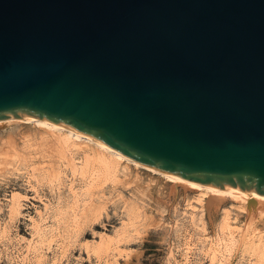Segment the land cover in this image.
I'll list each match as a JSON object with an SVG mask.
<instances>
[{
  "label": "water",
  "instance_id": "95a60500",
  "mask_svg": "<svg viewBox=\"0 0 264 264\" xmlns=\"http://www.w3.org/2000/svg\"><path fill=\"white\" fill-rule=\"evenodd\" d=\"M264 197V0H0V120Z\"/></svg>",
  "mask_w": 264,
  "mask_h": 264
},
{
  "label": "rangeland",
  "instance_id": "374dc122",
  "mask_svg": "<svg viewBox=\"0 0 264 264\" xmlns=\"http://www.w3.org/2000/svg\"><path fill=\"white\" fill-rule=\"evenodd\" d=\"M10 126L19 129L13 136ZM38 130L31 123L0 127V264H264V217L246 231V214L231 198L217 201L207 194L201 201L199 190L127 161L117 180L101 184L94 176L97 163L85 164L80 154L68 151L73 165L71 159L35 151L39 142L32 137ZM90 192L101 197L103 210L98 218L80 219L77 207L90 200ZM12 201L20 205L14 214ZM67 210L77 211L71 213L75 220ZM61 221L72 226L63 229Z\"/></svg>",
  "mask_w": 264,
  "mask_h": 264
},
{
  "label": "bare ground",
  "instance_id": "6f19581e",
  "mask_svg": "<svg viewBox=\"0 0 264 264\" xmlns=\"http://www.w3.org/2000/svg\"><path fill=\"white\" fill-rule=\"evenodd\" d=\"M13 123H31V124H33V125H35V126H38V127H41V129H42V131L40 132L39 130V132H38V135H36L35 137H32V138H36L37 140H38V144H39V147H38V149L40 148L41 149V151L42 150H45L46 151V153L47 152H49V154L51 155H49L50 157H53L54 155H55V157H57V156H59V157H62L63 158V160H64V157L66 158L69 154H68V151L70 152V151H72V153L74 152V153H78V154H80L84 159V161L86 162L85 164H87V163H90V165L91 164H93V163H97L96 164V168H97V166H98V170H96V171H98L97 173H96V175H94V176H96L97 178L96 179H98L97 181L99 182L100 180H106V178H114L115 177V180H117L118 179V174H117V172L118 171H122V170H125V169H127L128 168V164H126V163H124V161H127V163H132V164H135V165H137V166H140V167H142V168H144V169H146V170H148V171H150V172H153V173H156V174H159V175H162L163 177H165V178H167L168 180H171L173 183H176V184H180V185H185V186H188V187H192V188H194V189H196V190H199L200 191V194H199V198H200V200H201V196H204V195H207V194H209L210 195V199L211 200H217L218 201V199H224V198H226V197H229V198H231L232 200H234L235 202H237V204L235 205V207L236 208H238V209H240L241 211H243V212H245V214H246V219H247V222H246V231L248 230V228H249V226H250V224L253 222V221H255V220H259V219H261V218H263L264 217V197L263 196H260V195H258V194H242V193H238V192H234V191H231V190H228V189H225V188H217V187H212V186H209V185H206V184H203V183H199V182H196V181H193V180H184V179H180V178H177V177H174V176H171V175H169V174H166V173H162V172H159V171H157V170H154V169H152V168H149V167H146V166H144V165H141V164H139V163H137V162H134V161H132V160H130V159H128V158H126V157H124V156H122V155H120L119 153H117V152H115V151H113L112 149H110L109 147H107V146H105V145H103V144H101L100 142H98L97 140H95V139H93V138H91V137H89V136H87V135H84V134H81V133H79V132H77V131H75V130H73V129H70V128H68V127H65V126H63V125H60V124H55V123H50V122H46V121H42V120H38V119H34V118H27V117H11V118H6V119H2V120H0V127L2 126V125H4V124H6V126L7 125H10V124H13ZM17 126H19V125H17ZM20 127V126H19ZM17 130H19V129H17ZM16 130V128L15 127H13V126H10V128H9V130H8V135L9 136H13V134L15 135V131H17ZM26 137H27V135H26ZM29 138V137H28ZM30 139H26L25 137H24V142H25V145H29V141ZM31 143H32V141H31ZM33 144V143H32ZM33 145H35V144H33ZM33 145H30V146H32L33 147ZM31 149H36V147H34V148H31ZM40 149L39 150H35V151H40ZM30 150V149H29ZM45 151H42L41 153H43L42 155H44L45 154ZM38 153H40V152H38ZM28 154V153H27ZM47 155V154H46ZM53 155V156H52ZM70 156V155H69ZM75 156V155H74ZM58 157V158H59ZM73 157V156H72ZM78 157V156H77ZM6 158V157H5ZM4 158V159H5ZM54 158V157H53ZM80 158V157H79ZM9 159V158H8ZM56 159V158H55ZM55 159H54V161H55ZM67 159H68V162H72L73 163V165H74V163L75 162H73L74 161V159L72 158H66V161H67ZM71 159V160H70ZM70 160V161H69ZM73 160V161H72ZM81 160H82V158H81ZM82 160V164H84V161ZM76 161H80V159L79 160H77L76 159ZM8 162V161H7ZM56 162V161H55ZM67 162V163H68ZM72 163H69V164H72ZM76 163H78V162H76ZM81 163V162H80ZM70 166H72V165H70ZM94 166H95V164H94ZM75 167V166H74ZM90 167V166H89ZM88 167V168H89ZM93 167V166H92ZM73 168V167H72ZM95 168V167H94ZM90 169V168H89ZM90 170H92V168L90 169ZM89 170V171H90ZM95 170V169H94ZM93 170V171H94ZM88 171V170H87ZM89 171H88V173H89ZM92 173H94V172H92ZM92 173H89L90 175L92 174ZM84 174H87V173H84ZM87 177L89 176L88 174L86 175ZM92 178V177H91ZM91 178H87L88 180H90ZM95 178V177H94ZM93 178V179H94ZM86 179V180H87ZM87 180V181H88ZM95 180V179H94ZM93 180V181H94ZM114 179H113V181H115ZM91 181H92V179H91ZM91 181H89V182H91ZM92 181V182H93ZM97 182V183H98ZM101 182V184L103 183L102 181H100ZM96 183V184H97ZM87 184H90V183H88L87 182ZM93 184V183H92ZM99 184V183H98ZM98 186H100V184L98 185ZM97 186V187H98ZM58 191H61L60 189L58 190ZM57 191V192H58ZM92 191V190H91ZM97 191H98V189H97ZM96 190H95V192H97ZM103 191V190H102ZM102 191H100V192H102ZM100 192H97V193H99L100 194ZM56 193V192H55ZM60 193V192H59ZM63 193V192H62ZM91 194V197H90V200H88V198H87V200L86 199H83V200H85V201H83L84 203L83 204H85V205H83L82 207H77V208H81L82 210V214L79 216V218L80 217H82L83 216V214H84V216L87 218H89V217H95L96 215H101V213L100 214H98L99 213V211H100V208H102V200H101V197H100V199H99V197H94L95 195L94 194H96V193H92V192H90ZM57 195H58V193H56ZM89 195V194H88ZM87 195V196H88ZM94 195V196H93ZM98 195V194H97ZM59 196V195H58ZM61 196V195H60ZM86 197V196H85ZM103 197V196H102ZM61 198V197H60ZM60 198H58L59 200H60ZM198 198V199H199ZM58 199H57V201H58ZM62 199V198H61ZM202 199H203V197H202ZM15 200V199H14ZM73 200V199H72ZM80 199H78V201H79ZM199 200V201H200ZM209 200V199H208ZM207 200V201H208ZM16 201V200H15ZM15 201H12L13 202V204L11 205V211H12V214H14V213H17L18 211H19V208H20V205H19V203H17V202H15ZM18 201V200H17ZM62 201V200H61ZM60 201V202H61ZM64 201V200H63ZM76 202H77V200H75ZM75 201H73V202H75ZM202 201V200H201ZM19 202V201H18ZM59 202V201H58ZM70 202V201H69ZM68 202V203H69ZM76 202H75V204H76ZM81 202V201H80ZM87 202V203H86ZM78 204H76V205H79V202H77ZM214 203V202H213ZM212 203V204H213ZM219 203H220V200H219ZM219 203H217V204H219ZM74 204V205H75ZM210 204H211V202H210ZM209 204V205H210ZM68 205H70V203L68 204ZM67 204H66V206L68 207V208H70L69 206H68ZM80 206H81V204H80ZM212 206V205H211ZM218 206V205H217ZM72 207V206H71ZM76 208V207H75ZM74 207H72V208H70V209H75ZM207 208H208V206H207ZM215 208V207H214ZM210 209V208H209ZM216 209H218V208H216ZM76 210H78V209H76ZM76 210H74L73 212L74 213H76L77 211ZM102 210H103V208H102ZM211 210V209H210ZM68 211V210H67ZM72 210H70V211H68V214L70 213H73V212H71ZM214 211H215V209H214ZM211 212V211H210ZM79 213H81L80 212V210H79V212H78V214ZM228 213V212H227ZM65 214V213H64ZM69 214V215H70ZM77 214V213H76ZM67 215V214H66ZM72 215V214H71ZM70 215V216H71ZM74 215V214H73ZM72 215V216H73ZM228 215V214H227ZM64 216V215H63ZM63 216H62V220L64 221V219H63ZM71 216V217H72ZM75 217H72V219L74 218V220H75V218H76V215H74ZM78 216V215H77ZM83 216V217H84ZM228 217V216H227ZM70 218V217H69ZM68 218V215H67V219H69ZM86 218H84V220L86 219ZM96 218H98V216H96ZM224 218V217H223ZM223 218H222V220H223ZM72 219H70V221L72 220ZM81 219V218H80ZM66 220V219H65ZM84 220H81L82 222L84 221ZM221 220V221H222ZM59 221V220H58ZM63 221H61V222H63ZM73 221V220H72ZM86 221V220H85ZM87 221H88V219H87ZM227 221H228V218H227ZM227 221H224V222H227ZM64 222H69V221H64ZM64 222H63V225H64ZM74 222V221H73ZM81 222V223H82ZM140 222H142V221H139V223ZM223 222V221H222ZM223 222V223H224ZM76 223L78 224V226H79V224H80V221H79V223H78V221H76ZM84 223V222H83ZM142 223H145V222H142ZM222 223V224H223ZM61 224V223H60ZM69 224H71V223H69ZM68 223L67 224H65L66 226L67 225H69ZM76 224V225H77ZM226 224H228V223H226ZM225 224V225H226ZM65 225L63 226V229H64V227H65ZM82 225V224H81ZM141 225V224H140ZM224 225V224H223ZM224 225V226H225ZM71 226H72V224H71ZM78 226H76V229H77V227ZM145 226V224L142 226L143 228H145L144 227ZM223 226V227H224ZM227 226V225H226ZM35 227V226H34ZM52 227H54L53 225H52ZM58 227H60V226H58ZM240 227V226H239ZM37 228V227H36ZM36 228H35V230H36ZM40 229H41V227H39ZM38 228V229H39ZM50 228V227H49ZM49 228H47V229H49ZM241 228V227H240ZM46 229V230H47ZM51 229V228H50ZM62 229V230H63ZM67 229H68V226H67ZM74 230L75 232H77V230ZM79 229H80V227H79ZM78 229V230H79ZM252 229V228H251ZM42 230V229H41ZM40 230V231H41ZM44 230V229H43ZM42 230V231H43ZM51 230H53V229H51ZM240 230V229H239ZM254 230V229H253ZM253 230H251L252 231V235H253ZM45 231V230H44ZM49 230H47V232H48ZM55 231V230H54ZM65 231H67V230H65ZM64 231V232H65ZM80 231V230H79ZM78 231V232H79ZM39 232V231H38ZM41 233V232H40ZM44 233H46V232H44ZM50 233V232H49ZM62 233H63V231H62ZM47 234V233H46ZM44 235V234H43ZM44 236H46V235H44ZM247 236V235H246ZM250 236H251V234H250ZM47 237H49V236H47ZM252 238V237H251ZM244 239V238H243ZM242 239V240H243ZM248 239V237H246V240ZM260 239V238H259ZM244 241V240H243ZM251 242V241H250ZM253 242V241H252ZM252 244V243H251ZM115 245V244H114ZM117 246V245H116ZM116 246H114L115 248H117L118 249V247H116ZM258 246V245H257Z\"/></svg>",
  "mask_w": 264,
  "mask_h": 264
}]
</instances>
